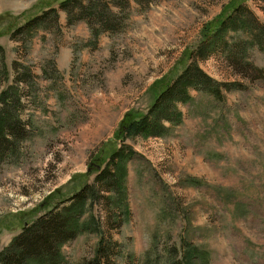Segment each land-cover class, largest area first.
I'll return each mask as SVG.
<instances>
[{"label":"rangeland","instance_id":"374dc122","mask_svg":"<svg viewBox=\"0 0 264 264\" xmlns=\"http://www.w3.org/2000/svg\"><path fill=\"white\" fill-rule=\"evenodd\" d=\"M61 1L0 0V91L19 95L26 133L0 158V251L87 183L62 264L100 240L112 264H264V0H87L105 23L58 10L56 28L14 38ZM205 35L197 65L218 92L188 88L157 135L126 128ZM117 149L123 179L99 190Z\"/></svg>","mask_w":264,"mask_h":264},{"label":"trees","instance_id":"16d2710c","mask_svg":"<svg viewBox=\"0 0 264 264\" xmlns=\"http://www.w3.org/2000/svg\"><path fill=\"white\" fill-rule=\"evenodd\" d=\"M97 1L99 4H104L101 0ZM85 2L87 0H64L58 3L57 8L49 7L18 28L14 33L16 34L14 38L19 34L30 37L38 29L56 28L58 10L65 12L66 23L68 24L80 19H84L89 24L91 18L100 19V22L105 23V21H101L106 16L104 10L97 14L88 12L86 11L87 4H83ZM74 8L79 13L74 14ZM223 22H221L222 25ZM204 38L207 40L208 36L205 35ZM206 40L190 52L191 61L189 64L183 68L177 78L163 86L146 113L136 119L131 117L126 128L132 127L137 134L157 135L164 129L163 122L173 120L178 122L179 115L175 105L178 102L186 101L188 88L199 89L200 86H203L206 91L214 94L218 92V89L212 86V84L216 85L217 83L204 75L197 65V61H202L208 57L206 44L210 40ZM193 53L196 54L194 57H192ZM256 71L260 72L258 69ZM14 80L16 81V78ZM218 85L225 86L224 83H218ZM14 92L11 86L0 91V158H3L9 149L15 151L13 142L26 136L23 122L18 114L21 109V99ZM8 98L9 103L6 102ZM125 148L124 150H126ZM128 154L130 153L128 152ZM125 158L127 156L122 154L121 159V152L118 149L114 151L105 167L98 171L95 176V187L106 191H110V186L111 188L113 185L118 187L123 179L122 168ZM88 187L90 186L87 183H83L77 192L66 199V204L60 208L53 206L35 217L31 223L24 224L20 232L0 251V264H62L59 247L73 238L78 230L77 218L80 215V207L84 203L86 192L89 190ZM111 248L112 244L103 243L100 240L95 254L84 264H112L113 260L110 259Z\"/></svg>","mask_w":264,"mask_h":264}]
</instances>
